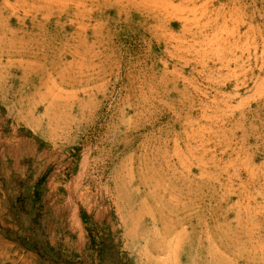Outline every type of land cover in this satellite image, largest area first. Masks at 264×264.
<instances>
[{
  "label": "rangeland",
  "instance_id": "1",
  "mask_svg": "<svg viewBox=\"0 0 264 264\" xmlns=\"http://www.w3.org/2000/svg\"><path fill=\"white\" fill-rule=\"evenodd\" d=\"M0 264H264V0H0Z\"/></svg>",
  "mask_w": 264,
  "mask_h": 264
}]
</instances>
